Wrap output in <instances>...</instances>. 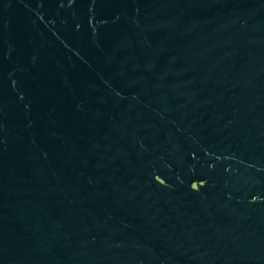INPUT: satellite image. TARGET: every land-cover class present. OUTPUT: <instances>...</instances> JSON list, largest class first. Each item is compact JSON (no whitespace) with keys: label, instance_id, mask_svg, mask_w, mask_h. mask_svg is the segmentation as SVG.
<instances>
[{"label":"water","instance_id":"obj_1","mask_svg":"<svg viewBox=\"0 0 264 264\" xmlns=\"http://www.w3.org/2000/svg\"><path fill=\"white\" fill-rule=\"evenodd\" d=\"M0 264H264V0H0Z\"/></svg>","mask_w":264,"mask_h":264}]
</instances>
